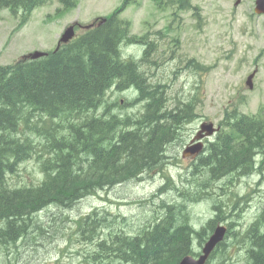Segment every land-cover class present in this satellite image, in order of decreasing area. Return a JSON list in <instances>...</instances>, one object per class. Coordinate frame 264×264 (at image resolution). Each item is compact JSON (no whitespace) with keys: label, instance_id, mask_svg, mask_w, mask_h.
<instances>
[{"label":"trees","instance_id":"16d2710c","mask_svg":"<svg viewBox=\"0 0 264 264\" xmlns=\"http://www.w3.org/2000/svg\"><path fill=\"white\" fill-rule=\"evenodd\" d=\"M60 1L66 9L77 4V0ZM47 2L0 0V9L20 14L22 25L35 7ZM129 31V23L114 13L42 57L0 65V243L5 249L14 246L19 254L23 240L36 245V234L59 232L57 222H41L45 210L72 209L87 196L143 180L146 171H163L166 146L175 128L191 121L187 109L192 105L188 102L181 108L180 102L171 108L165 96L167 85L150 82L138 60L123 58V42L137 40ZM139 41L148 42L147 36ZM147 45L145 60L156 50L153 42ZM111 89L131 90L137 96L130 105L141 103L142 109L137 115L114 114L107 108L97 114ZM228 124L247 148L232 147L229 135L222 133L201 157V165L207 167L203 186L194 184L196 162L192 177L178 189L190 202L207 197L211 177L218 179L244 164L249 174L253 171L255 162L248 153L259 146L255 138L264 129V119L239 115ZM31 160L39 165V176L31 185L15 182L13 178L21 175L19 166ZM170 180L168 176L162 192ZM186 206L177 211L175 202L162 201L154 221L138 228L120 224L106 209H93L71 219V234L90 246L83 255L92 264H178L186 254L195 253V242L204 244L217 222L212 218L197 227ZM230 236L246 246L249 264H264V211L243 233L228 229L226 237ZM225 248L224 240L212 253L218 264L226 260Z\"/></svg>","mask_w":264,"mask_h":264},{"label":"rangeland","instance_id":"374dc122","mask_svg":"<svg viewBox=\"0 0 264 264\" xmlns=\"http://www.w3.org/2000/svg\"><path fill=\"white\" fill-rule=\"evenodd\" d=\"M78 1L77 7L59 13L60 2L51 0V3L36 8L21 28L18 27L19 17H14L8 9L1 10L0 64L13 63L36 50L55 49L59 37L70 23L92 22L94 18L112 13L124 2ZM160 1L162 5H159ZM169 1L129 0L120 13L121 18L131 21L132 33L149 32L147 39L156 44L155 52L150 55L155 63L144 61L141 66L150 82L167 84L165 96L169 98L171 108L180 105L185 95L192 105L191 109H187L192 114L187 116L191 121L187 120L175 128L176 134L166 146L163 171L158 168L146 171L141 176L143 180L126 181L87 196L72 209L45 210L47 215L41 222L44 219L46 222L53 220L54 225L57 222L59 232L53 230L50 235L36 234L33 236L36 245L30 240H23L19 254L14 246L5 249L0 243V264H92L85 261L83 255L90 246L71 234V219H77L93 209H106L120 224L138 228L154 221V215L158 214L157 206L162 201L175 202L177 211H180V206L187 205L197 227L216 218V225L225 224L233 232L242 233L261 212L264 207V175L261 171L249 174L248 164L240 173L229 172L218 179L211 177L210 188L206 190L209 196L200 200L190 202L178 188L182 189L192 177L196 159L191 154L184 155V152L197 136L200 125L212 123L214 128H219L234 110L264 118V15L254 12L255 0H242L238 5L234 0H190L193 6L187 8H179ZM82 30L80 28V32ZM143 51L144 45L141 44L125 43L121 46L125 58L141 59ZM191 60L199 67H194ZM256 69L254 86L250 89L245 81L248 74ZM135 98L136 94L131 90L111 91L106 95L107 107H101L97 114L107 108L114 114L137 115L142 104L130 105ZM252 152L248 153V157L250 159L253 155L254 166L258 168L264 160V148ZM197 164L201 173L207 172V167L204 169L201 162ZM39 168L34 160L24 162L19 166L21 175L13 180L30 184L39 176ZM201 175L197 174L194 182L199 188L203 186ZM168 176L171 178L168 189L162 192L160 188ZM225 241L226 260H221L219 264H249L245 245L239 246L233 236L226 237ZM200 249L195 242L194 251ZM217 262L211 256L208 264Z\"/></svg>","mask_w":264,"mask_h":264},{"label":"water","instance_id":"95a60500","mask_svg":"<svg viewBox=\"0 0 264 264\" xmlns=\"http://www.w3.org/2000/svg\"><path fill=\"white\" fill-rule=\"evenodd\" d=\"M240 2V0H237L236 3L238 4ZM255 12L258 14H264V0H255ZM74 35V30L73 27H69L66 29L65 33L63 34L61 41H68L70 38H72ZM42 55V53L37 52L35 54V56H40ZM254 74H251L246 83L247 85H249L251 88L253 87V79ZM206 131L207 134H212L215 129L212 123H208V124H203L201 127V131L199 132V134L197 135V138H201L203 136V132ZM200 149V142L189 146L184 154H192L195 153L196 151H198ZM227 231V227L225 225H217L214 232L212 233V235L209 237V239L206 241V244L203 248L204 254L202 256H200V258L195 259L192 256H185V258H183L179 264H205L206 263V259L208 257L209 254H211V252L214 250V248L216 247V245L222 241L225 237Z\"/></svg>","mask_w":264,"mask_h":264},{"label":"flooded vegetation","instance_id":"af4514ba","mask_svg":"<svg viewBox=\"0 0 264 264\" xmlns=\"http://www.w3.org/2000/svg\"><path fill=\"white\" fill-rule=\"evenodd\" d=\"M255 73L257 74V70H256ZM248 75H249V74H248ZM185 96H186V95H185ZM232 112H233V113H231V114L229 115V118H230L231 120L234 119V116H239V115L244 114L243 112H241V111H239V110H234V111H232ZM232 129H233V128H232ZM221 130H222V127H221L220 131H221ZM229 137H230V139H231V143L233 144V142H234V137L231 136V135H229ZM218 139H219L218 133H217V134H214L212 137H206V138L204 139L205 147L203 148V152L197 156V159H198L199 161L201 160V155L206 151L208 145H209L210 143H212V142H217ZM255 140H257V141H261V142L264 144V131H263V129H259V130H258V136L255 138ZM243 145H244V144H242V146H243ZM256 149H259V147L253 146V150H256ZM246 150H248V149H246ZM255 152H256V151H255ZM242 160H244V159H242ZM263 209H264V208H262V210H263ZM262 210H261V212H262ZM261 212H260V213H261ZM234 213H235V212H234ZM255 223H256V222L251 223L250 226L253 225V224H255Z\"/></svg>","mask_w":264,"mask_h":264},{"label":"bare ground","instance_id":"6f19581e","mask_svg":"<svg viewBox=\"0 0 264 264\" xmlns=\"http://www.w3.org/2000/svg\"><path fill=\"white\" fill-rule=\"evenodd\" d=\"M122 53V52H121ZM123 58H125V57H123ZM126 59V58H125ZM141 110V109H140ZM139 110V111H140ZM258 144H259V149H260V151L264 148V145H263V143L261 142V141H258ZM208 150V149H207ZM144 174V173H143ZM142 176V175H141ZM38 182V181H37ZM37 182H35V183H37ZM32 184V183H31ZM31 184H29V185H31ZM178 189H181L180 187L178 188ZM175 205V204H174ZM212 219V218H211ZM215 221H216V218H213ZM228 229V228H227ZM214 230H215V228H214ZM214 230H213V232H214ZM205 244H206V242H204V244L202 245V246H199V249H200V251H198V252H195L194 251V245H193V251L195 252V253H189V254H186L185 256H192L193 258H195V259H198V258H200V256H202L203 254H204V251H203V248H204V246H205ZM213 253V252H212ZM185 256H183L182 258H181V260L183 259V258H185ZM211 256H212V254L210 255H208V257H207V259H206V262H209V260H210V258H211ZM180 260V261H181ZM180 263V262H179ZM178 263V264H179Z\"/></svg>","mask_w":264,"mask_h":264}]
</instances>
